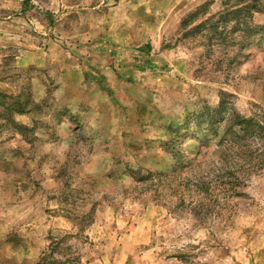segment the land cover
<instances>
[{
	"label": "rangeland",
	"instance_id": "374dc122",
	"mask_svg": "<svg viewBox=\"0 0 264 264\" xmlns=\"http://www.w3.org/2000/svg\"><path fill=\"white\" fill-rule=\"evenodd\" d=\"M0 264H264V0H0Z\"/></svg>",
	"mask_w": 264,
	"mask_h": 264
}]
</instances>
